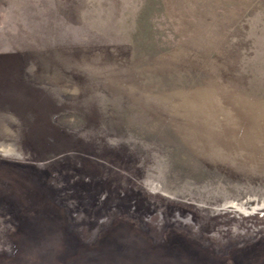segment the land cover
I'll return each mask as SVG.
<instances>
[{"label":"rangeland","instance_id":"obj_1","mask_svg":"<svg viewBox=\"0 0 264 264\" xmlns=\"http://www.w3.org/2000/svg\"><path fill=\"white\" fill-rule=\"evenodd\" d=\"M0 264H264V0H0Z\"/></svg>","mask_w":264,"mask_h":264},{"label":"bare ground","instance_id":"obj_2","mask_svg":"<svg viewBox=\"0 0 264 264\" xmlns=\"http://www.w3.org/2000/svg\"><path fill=\"white\" fill-rule=\"evenodd\" d=\"M232 202H233V201H231L230 203H232ZM230 203H229V204H230ZM229 204H228V205H229ZM232 207L235 208L234 206H232ZM256 208H257V207H256ZM254 211H255V210H254ZM254 211H253V212H254ZM243 212H244V211H243ZM243 212H242L240 215H246V214L248 215V213L251 214V212H245V213H243Z\"/></svg>","mask_w":264,"mask_h":264}]
</instances>
